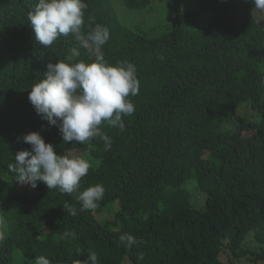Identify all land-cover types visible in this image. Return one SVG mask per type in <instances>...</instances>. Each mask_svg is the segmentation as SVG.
<instances>
[{
	"label": "trees",
	"instance_id": "16d2710c",
	"mask_svg": "<svg viewBox=\"0 0 264 264\" xmlns=\"http://www.w3.org/2000/svg\"><path fill=\"white\" fill-rule=\"evenodd\" d=\"M36 2L0 0V149H29L22 137L38 131L57 154L90 163L81 191L101 184L105 194L82 212L78 193L66 198L42 182L34 193L16 190L7 167L14 159L0 156V212L8 216L0 264H35L39 256L77 264L90 252L100 264H264V13L251 0H214L199 18L167 1L170 22L144 28L112 10V0H85L82 31L90 18L107 27L105 60L132 63L139 80L124 129L100 126L113 141L105 151L98 139L63 142L28 100L47 64L78 47L71 34L49 48L35 42L26 17ZM114 2L140 10L151 0ZM79 51L75 59L90 63L89 51ZM192 191L202 193V209ZM122 233L137 243L125 247ZM16 240L25 241V256Z\"/></svg>",
	"mask_w": 264,
	"mask_h": 264
},
{
	"label": "clouds",
	"instance_id": "9594fccd",
	"mask_svg": "<svg viewBox=\"0 0 264 264\" xmlns=\"http://www.w3.org/2000/svg\"><path fill=\"white\" fill-rule=\"evenodd\" d=\"M213 3L214 0H211L209 6ZM251 3L255 11L264 13V0H251ZM109 7L112 10L121 9L123 13L126 12L124 9L126 6L120 2L116 6L114 0ZM86 8L85 0H37L34 7L27 12V23L33 29L37 44L49 48L60 37H67L70 34L78 44V47L70 50V55L64 60L58 59L55 63L47 64L44 77L29 88L28 100L42 120L47 121L49 126L58 128L63 142L85 144L92 139H98L103 142L104 150L108 151L113 141L100 126L107 123L121 131L124 129L122 117L132 115L135 111L134 104L128 98L139 94V80L132 63L125 60L110 64L105 60L102 48H105L110 39L107 27L96 24L90 18L88 32L85 34L82 31L85 26ZM173 16L172 12L168 17L169 22ZM121 21L126 24L129 22L128 19ZM79 48L89 51L90 57H93L90 63L75 59L80 56ZM22 141L31 147L25 149L16 145L12 151L0 149V156L3 159L9 162L14 159L7 167L9 172L14 174L17 184L35 189L38 182H42L49 190L56 189L66 198H68L66 194L78 193L76 199L82 212L97 207L98 202L104 198V187L96 184L80 190V182L88 175L90 168V163L86 159L57 154L54 146L38 131L23 135ZM101 162L104 163V154L101 155ZM146 170L148 169L142 168V172ZM195 183V180L189 181L186 188H193L192 185ZM191 195V202L194 198V205L200 206L196 209H202L205 201L202 193L192 191ZM63 206L68 214L73 216L77 214L74 207L67 204ZM7 218L8 216L0 212V220L5 228L3 239L7 233ZM119 241L128 248L137 243L128 233H122ZM24 243V240H16L13 244L21 256H25ZM76 262L100 264L95 252H90L86 258L78 257ZM35 264L51 262L48 258L39 256L36 257Z\"/></svg>",
	"mask_w": 264,
	"mask_h": 264
},
{
	"label": "rangeland",
	"instance_id": "374dc122",
	"mask_svg": "<svg viewBox=\"0 0 264 264\" xmlns=\"http://www.w3.org/2000/svg\"><path fill=\"white\" fill-rule=\"evenodd\" d=\"M167 1L175 2L176 0H151L148 6H145L140 10H127L124 8L126 11L125 16H133L134 25H143L144 28L153 26L157 23H160L162 20H166L170 16L171 12L170 9L167 8ZM210 1L211 0H178V2L181 3V8L190 6L191 10L193 9L201 18H206V16L208 15ZM114 4L117 6L118 2H114ZM121 11V9H118V12ZM137 20H141L142 23L138 22ZM15 186L16 187L14 188L16 190H18L19 188H24L30 193L39 191L38 188L32 189L27 185L21 186L15 183ZM192 201L194 202V198H192ZM196 207L200 208V206ZM103 215H106V212L102 211L100 213V216ZM4 233L5 228L3 222L0 220V240Z\"/></svg>",
	"mask_w": 264,
	"mask_h": 264
}]
</instances>
